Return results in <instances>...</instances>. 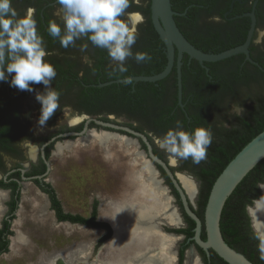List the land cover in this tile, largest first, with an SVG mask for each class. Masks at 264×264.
Instances as JSON below:
<instances>
[{"label": "flooded vegetation", "instance_id": "flooded-vegetation-1", "mask_svg": "<svg viewBox=\"0 0 264 264\" xmlns=\"http://www.w3.org/2000/svg\"><path fill=\"white\" fill-rule=\"evenodd\" d=\"M188 1L170 0L171 10L178 14L173 16V19L186 41L195 49L207 54H214L215 48L229 50L241 46L251 27L252 16L254 28L247 48L249 60L243 54H238L222 61L199 64L194 59H189L185 54H182L178 62L175 50L172 68L165 78L153 83H132L128 89L120 84L106 85V83L128 76H155L163 71L167 62L163 42L158 38H143L146 36V29H149L147 21L150 19V14L146 13L147 1L130 0V6L121 19L129 27L135 25L132 31L137 35V40L133 46V52H147L152 59L150 62L139 64L132 59L128 60L126 62L127 72L121 75L115 71V65L107 51L96 48L87 38L77 40L75 46L64 48L58 39H53L48 34L47 28L51 21H56L63 27L56 0H11L12 7L20 17H24L29 10L32 11L33 18L37 22L38 34L44 41L45 60L53 65L57 72L51 86L59 91L61 96L56 113L43 130H40L37 122L41 105L35 99V91L31 93L19 91L10 87L8 82H0V231L3 229V223L9 222V231L13 234L12 228L18 218V212L21 213V207L23 208L21 197L25 184L36 189L45 197L49 210L56 221L54 212L50 208L49 198L41 189L46 185L52 188L47 181L52 170L51 157L57 144L79 138L87 139L92 137L90 135L94 136L93 133H99L102 128L96 125L95 121L125 127L143 134L154 156L166 163L171 172L175 173L176 170L194 176L191 169L185 166L187 161L175 162L176 167L174 168V165L168 161L167 153L159 148L158 140L169 129L175 127L177 120L183 123V130L189 132L197 127H211L212 132L215 129L225 128L234 115H229L233 105H241L245 110V107L250 104L251 98L264 95V0ZM189 8H193V10L188 14ZM137 17L138 19H136ZM133 18H135L134 23L132 20L130 21ZM82 45H87V47L82 50ZM178 63L181 84L180 103L177 97ZM32 87L41 92L44 91L42 84L32 85ZM65 111L70 115L67 116L63 124L58 126ZM85 126L87 131L81 136L59 137L62 134L81 133ZM106 131L111 132L110 129H106ZM25 138L41 148L35 161L29 159L27 150L18 143ZM124 138L132 147H135L133 154L138 156L136 157L139 158V162H142L139 171H135L132 166L133 170L130 171L132 178L136 181L137 173L142 171V165L146 163L153 172L152 168L159 172L155 178L159 187L166 188L168 185L166 178L162 175V170L156 165L151 167L145 160L147 151L142 141L133 136ZM124 163L129 165V162ZM115 165L118 171L124 173H122L124 177L119 186L127 189L129 187L126 182L127 168H121L118 160H115ZM195 179L197 178L195 177ZM140 181L142 182V180ZM141 182L139 188L144 186ZM198 183L197 193L199 194L200 182L198 181ZM260 185L261 183L257 184L259 191ZM168 188V193L174 198L173 205L176 206L183 221L176 199L171 194L169 186ZM99 197L100 195H96L93 200L96 202V221H99L97 210L101 204ZM122 201L130 202L129 200ZM14 204H16V209L10 212ZM92 204H90V208H92ZM11 216H13L12 219H10ZM89 216L90 213L84 218ZM99 222L109 225L106 221ZM57 223L87 227L69 222ZM164 228L167 227H163V231ZM94 229H98L102 233L93 246L92 256H95L100 247L111 238L110 236L98 243L105 235V230ZM112 232L111 228V235ZM177 236H181L183 239L182 235ZM10 237L11 235L6 236L9 241L8 251L12 239ZM150 245L151 243H149ZM150 248L155 247L152 245ZM178 249L175 264H177ZM194 249L196 250L195 247ZM186 252L187 249L184 252V260ZM104 253L106 252L104 251L101 255L98 253L101 262ZM108 259L111 261L113 258ZM108 259L105 263H110ZM184 260L183 264H185Z\"/></svg>", "mask_w": 264, "mask_h": 264}, {"label": "rangeland", "instance_id": "rangeland-1", "mask_svg": "<svg viewBox=\"0 0 264 264\" xmlns=\"http://www.w3.org/2000/svg\"><path fill=\"white\" fill-rule=\"evenodd\" d=\"M134 26L132 25L130 29L133 30ZM68 115L70 113L67 111L63 113L58 126L66 121ZM225 128H229V125H225ZM93 134L94 136L87 139L79 138L74 141H64L57 144L51 157L52 170L47 181L54 189L63 211L80 215L81 212L86 211L88 206L93 203L96 195H100L99 202L102 204L100 215L104 220L110 221L112 217L104 215L107 209L110 210V206L111 209H115L117 205L124 203H133L132 205L136 204V206H143L144 204L141 203H148V205L144 206L158 208L159 205L156 198L153 195L150 197L147 194L146 186L139 188L140 180L145 177V174L141 173L140 176L137 175L136 181L131 176L130 171L133 170V167L135 171H139L142 163L139 162V158L137 159L138 156L133 154L135 147L129 145V148L127 147L128 150H126L124 143L118 144V142L127 140L114 132L100 131L97 134ZM100 134H105L111 139L109 138L105 142H100L97 137ZM128 144L130 143L128 142ZM58 146L60 150H58ZM166 155L169 163L174 165L175 168L176 163L168 153ZM115 160H118L121 168H127L126 182L129 185L127 189L119 186V184L121 185L124 173L117 170ZM124 162H129V165ZM174 172L189 178L195 184L196 194L193 198H190V202L192 207L197 210V179L188 173H181L176 170ZM141 176L142 178H140ZM22 190L21 206L23 208L21 207V213L18 212V218L12 228L13 234L10 237V239L12 238L10 249L7 253L0 256V264H91L92 260L95 259V256H92V247L94 245H91V240L95 243L97 236L94 237L82 226L57 223L54 220L52 212L49 210L44 196L26 184ZM166 195L171 201L170 204L173 205L171 195L169 193ZM262 195L260 192V197ZM122 200H129L130 202H123ZM158 219L160 218L157 215L154 218L155 221L153 220V225L157 224ZM181 222L180 228H184L185 224L183 221ZM158 223L163 222L160 220ZM160 227L165 226L160 224ZM175 236H173L176 238L174 243L178 249L183 239L181 236ZM12 242H14V245ZM111 243H108L105 250L110 247ZM114 253L116 255L113 257ZM118 254L119 250L116 251L112 248L111 254L110 252L104 253L102 258L106 257L108 259L111 257L113 259L111 261L108 259V261H113L112 264H123L124 261H133L137 257L136 253H133L131 257L125 255L123 261L118 262L114 260ZM103 259L102 263L99 264H111L105 263L106 259ZM184 261L185 264L188 262L190 264H202L197 251H195L192 245L187 248L186 259Z\"/></svg>", "mask_w": 264, "mask_h": 264}, {"label": "clouds", "instance_id": "clouds-1", "mask_svg": "<svg viewBox=\"0 0 264 264\" xmlns=\"http://www.w3.org/2000/svg\"><path fill=\"white\" fill-rule=\"evenodd\" d=\"M56 3L63 27L51 21L47 31L53 39L59 40L62 47L75 46L77 40L87 38L96 48L107 51L115 71L121 75L127 72L126 62L130 59L138 64L151 61L149 53L133 52L137 35L121 19L130 6V0H56ZM81 47L83 50L87 45ZM45 56L44 41L38 34L32 11L20 17L11 0H0V82H8L10 87L19 91H35V99L41 105L37 122L40 130L56 113L61 96L51 86L57 72ZM124 83L132 84V77H125ZM38 84L44 86L43 92L32 87ZM243 113L241 105H233L229 115L242 116ZM18 143L27 150L30 160L37 159L41 152L39 145L27 138ZM212 143L211 127H197L189 132L183 130L180 120L158 140L159 148L174 162L190 158L196 165L207 159ZM256 238L259 240L260 259L264 260V237Z\"/></svg>", "mask_w": 264, "mask_h": 264}, {"label": "trees", "instance_id": "trees-1", "mask_svg": "<svg viewBox=\"0 0 264 264\" xmlns=\"http://www.w3.org/2000/svg\"><path fill=\"white\" fill-rule=\"evenodd\" d=\"M147 1L146 13L150 14L149 0ZM188 1V0H186ZM188 3H190L188 1ZM186 6V4H184ZM184 9V8H183ZM193 8H189L187 13H191ZM149 29L144 39H157V35L152 29L150 19L147 21ZM150 34V35H149ZM205 51L204 49H200ZM227 48H215L213 53H220ZM131 84H120L123 87H130ZM229 128H220L213 131V143L208 149L207 159L201 164H193L191 159L186 160L185 166L191 169V172L200 182L197 210L190 206V209L203 223V212L208 198L209 191L215 179L224 169V167L234 158V156L256 135L264 130V95L254 96L250 100V104L245 107L242 116L233 115L227 123ZM163 177L166 178L164 173ZM264 184V159H262L235 187L233 192L227 198L221 211L219 228L224 242L236 252L242 254L252 264H264V260L260 259L258 251L259 240L257 234L253 231L250 223V217L246 208L253 204V201L260 197V191L257 184ZM166 184L171 189V194L176 199V204L180 209L184 228L169 229L164 228L166 233H172L183 236V241L179 246L177 254V264H183L184 252L189 246H195L191 240L193 236L194 222L189 219L183 212L177 193L172 188L169 180L166 178ZM50 201V208L54 212L57 222H69L71 224H79L91 228H101L105 230V235L98 243L103 242L111 236V228L107 223L96 221L97 211L96 202H93L90 216L84 218L80 215H73L63 211L60 201L57 199L54 190L46 185L41 187ZM16 209L14 204L10 212ZM13 216L10 217L12 219ZM10 223H3V229L0 231V255L8 252L9 241L6 236L12 235L9 231ZM3 235V238L1 236ZM201 240H205V233L202 225ZM196 251L202 261V264H226L213 251L209 250V255L198 247Z\"/></svg>", "mask_w": 264, "mask_h": 264}, {"label": "water", "instance_id": "water-1", "mask_svg": "<svg viewBox=\"0 0 264 264\" xmlns=\"http://www.w3.org/2000/svg\"><path fill=\"white\" fill-rule=\"evenodd\" d=\"M149 9H150V20L152 27L156 32L158 39L161 42H163L164 47L166 49L167 62L165 68L159 74L151 77L133 76L132 77L133 83L136 82L153 83L165 78L172 68L175 50L177 52L178 62L182 54H185L189 59H194L199 64L222 61L238 54H243L245 58L249 60L247 48L254 28L252 16H251L252 19L251 27L247 33L245 42L241 46L223 51L218 54H207L195 49L183 37V35L177 28L175 21L173 19V16H177L178 14L171 10L170 0H149ZM177 73H178L177 97H178V102L180 103L181 84H180L179 63H178ZM124 79L125 78L108 82L106 83V85L123 84ZM94 123L102 128L100 130L102 132H108L106 131V129H110L111 132L109 133L116 132V134L126 138L128 136H133L139 138L142 141L147 151V158H145V160L151 167H154V165L158 166L162 170L166 178L169 180L170 184L172 185V188L178 195L184 214L194 222L193 236L191 240L193 241L196 247L200 248L205 253L206 256L209 255L208 251L211 250L226 264H252L242 254L236 252L224 242L220 233L219 221H220L221 211L223 209L224 203L227 200V198L233 192L235 187L240 183V181L246 176V174L249 173L262 159H264V130L258 135H256L250 142H248L234 156V158L224 167V169L215 179L214 183L211 186L205 204V208L203 212V223H202L200 219L190 209V206H192L190 202V198L186 193L185 189L183 188L180 180L178 179V174L171 172L169 166L166 163H164L162 160L154 156V154L151 151V147L148 144L146 137L143 134L134 132L125 127L103 123L100 121H95ZM85 131H87L86 126L81 133L62 134L59 137L61 138H66L69 136L78 137L83 135ZM152 169L156 174L155 175L156 178L159 172L154 168ZM161 182H163V179H161ZM259 187L260 190H262V188H264V185L261 184ZM166 188L164 187L163 189L166 191L167 194L169 188L168 186ZM260 192L262 193V191ZM261 198L262 197L253 201V205L250 208L249 207L246 208L249 217H250L249 210L253 208L255 203L259 202ZM172 199L174 198L172 197ZM172 207L174 208L178 225L170 226L167 228L172 227V229H179L180 224L182 223L181 222L182 219L179 213L177 212L176 206H172ZM250 223L253 231L257 234V237L258 236L262 237L260 233L257 232L251 217H250ZM202 225L205 233L204 241L201 240L200 237L202 231ZM161 229L162 232L165 233L163 231V227ZM168 235H174V234H168ZM112 237H113V232L110 240L112 239ZM110 240H108L107 242H109Z\"/></svg>", "mask_w": 264, "mask_h": 264}, {"label": "bare ground", "instance_id": "bare-ground-1", "mask_svg": "<svg viewBox=\"0 0 264 264\" xmlns=\"http://www.w3.org/2000/svg\"><path fill=\"white\" fill-rule=\"evenodd\" d=\"M138 19V17L136 18ZM133 23L135 22V18L132 19ZM93 136V135H90ZM100 142H105L110 137L105 134H100L97 136ZM111 139V138H110ZM113 140V139H112ZM110 142V141H108ZM114 142V141H112ZM119 143H124V146L127 147L130 145L127 141H120ZM129 148V147H128ZM58 150L60 147L58 146ZM141 173L145 174L144 179L142 182L144 186H146V192L151 197L152 195L156 198L159 207L155 208L154 206L148 208L144 205H148V203H141L144 204L143 206H136V204L132 205L130 203H124L117 205L115 209H105L106 212L104 215L112 216L110 221L107 220L106 222L112 227L113 230V237L112 243L109 245L106 250V253L110 252L111 249L114 248L116 251L121 250L123 248H127L129 245L139 248L144 242V239H147V242L153 243L155 242V246L159 247L161 251V256H163V261L166 264L172 263L173 257V248H174V237H162L161 235L156 233V225H153V220L157 215L163 222L161 224H169L172 226L178 225V221L176 219V214L173 211V207L170 204L171 201L165 194V190L159 187L158 182L155 180V173L147 166L146 163L142 165V171L138 172L137 175L140 176ZM178 179L180 180L183 188L185 189L186 193L188 194L189 198H193L196 194V187L195 184L187 177L178 175ZM145 183H144V181ZM262 198L259 202H256L254 207L249 210V215L253 221V224L260 233L262 237H264V188L262 189ZM150 199V198H148ZM149 205H151L149 203ZM108 208V207H107ZM112 210V211H111ZM104 211V210H103ZM20 218V215H19ZM155 221V220H154ZM142 234V235H138ZM15 241V240H14ZM19 242V241H18ZM145 242V243H147ZM14 245V242H12ZM130 243V244H129ZM119 244V245H118ZM150 248V247H148ZM146 248L145 250H147ZM154 253L150 251L146 252L143 257H151ZM115 253L113 254V256ZM125 254L123 250L119 252V254L115 257V261H123ZM142 257V258H143ZM156 256L152 257L155 258ZM190 257V255H189ZM152 258L147 260L149 264H156ZM189 261V260H187ZM113 262V261H112ZM112 262H110L112 264ZM136 258L131 261L129 264H135ZM174 262V261H173ZM187 264H190L189 262Z\"/></svg>", "mask_w": 264, "mask_h": 264}, {"label": "crops", "instance_id": "crops-1", "mask_svg": "<svg viewBox=\"0 0 264 264\" xmlns=\"http://www.w3.org/2000/svg\"><path fill=\"white\" fill-rule=\"evenodd\" d=\"M156 180V179H155ZM101 207H102V204H100L98 207H97V210H98V219L99 220H101V221H107V220H104V219H102V217H101V215H100V210H101ZM90 210H91V208H90V206H88V208L86 209V211H83V212H81V216H83V217H87L88 215H89V213H90ZM177 219V218H176ZM160 224L161 223H158L157 222V224H156V233L157 234H159V235H161L163 238L164 237H173V236H175V235H168V234H165V233H163L162 232V229H161V227H160ZM162 225H164V226H166V227H170V226H172V225H169V224H162ZM86 230H88L90 233H91V235H93L94 237H96V240H97V238L101 235V231L100 230H98V229H94V228H88V227H84ZM172 228V227H171ZM138 235H142V234H138ZM176 237V236H175ZM179 237V236H178ZM177 238V237H176ZM175 238V239H176ZM111 241V240H110ZM110 241L109 242H107L106 244H104L102 247H100V249L97 251V253H96V255H95V259L94 260H92V262H91V264H94V262H96V264H98V263H102L101 262V260H99V258H98V253H103L104 251L106 252V250H105V247L108 245V243H110ZM111 242H113V241H111ZM144 243L142 244V245H140L139 246V248H136V249H134V246L132 247V246H128L127 248H123V249H121V250H123V252H124V254L126 255V256H132V254L133 253H136V255H137V257H136V262H135V264H149L148 262H147V260H150L152 257H154V256H156L155 258H152V260L156 263V264H166L164 261H163V256H161V251L159 250V247L158 246H155V242H153V243H151V245L149 246V243L150 242H147V239H144V241H143ZM145 242H147V243H145ZM91 245H94L95 243H93V241L91 240ZM130 244V243H129ZM153 245V247H155V248H148V247H151ZM93 248V247H92ZM146 248H148L147 250H145ZM90 250H91V248H90ZM121 250H119V252L121 251ZM148 251H150L151 253H154L151 257H143L144 256V254L146 253V252H148ZM176 252H177V246L175 247V243H174V248H173V259H172V263H170V264H175L176 263ZM143 257V258H142ZM174 261V262H173ZM131 261H129V262H127V261H124L123 262V264H129Z\"/></svg>", "mask_w": 264, "mask_h": 264}]
</instances>
